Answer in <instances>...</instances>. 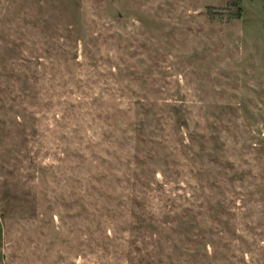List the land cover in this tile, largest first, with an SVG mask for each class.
Masks as SVG:
<instances>
[{
    "label": "rangeland",
    "instance_id": "1",
    "mask_svg": "<svg viewBox=\"0 0 264 264\" xmlns=\"http://www.w3.org/2000/svg\"><path fill=\"white\" fill-rule=\"evenodd\" d=\"M0 264H264V0H0Z\"/></svg>",
    "mask_w": 264,
    "mask_h": 264
}]
</instances>
